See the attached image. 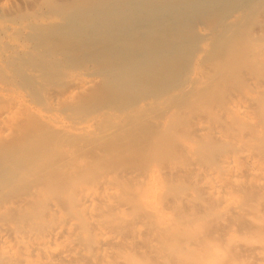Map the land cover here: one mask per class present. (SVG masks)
<instances>
[{
	"label": "bare ground",
	"instance_id": "obj_1",
	"mask_svg": "<svg viewBox=\"0 0 264 264\" xmlns=\"http://www.w3.org/2000/svg\"><path fill=\"white\" fill-rule=\"evenodd\" d=\"M68 1L46 113L0 95V264H264V0Z\"/></svg>",
	"mask_w": 264,
	"mask_h": 264
},
{
	"label": "rangeland",
	"instance_id": "obj_2",
	"mask_svg": "<svg viewBox=\"0 0 264 264\" xmlns=\"http://www.w3.org/2000/svg\"><path fill=\"white\" fill-rule=\"evenodd\" d=\"M41 1H43V0H0V95H2L1 94L2 92L3 93L5 92L3 94L4 96L2 95L5 98L6 97L12 98L14 94L16 96L18 95L20 97L23 96L21 98L23 100L25 99V101H26L25 103L31 105L33 108L37 107L35 109L43 110L46 113V109H48V106H46L45 104L49 105L48 101H47V97L49 98V96H51V93L54 91V89L51 88L52 92L50 90H47L46 94L45 93L39 94V92L36 91V88H34V86H32L31 88L29 87L30 85H32L31 81L33 82V80L27 79V76L24 73L26 71V69L35 70L36 66H34V65L39 64L42 60H41V58L34 59V60H32L31 58L28 59V57L26 55H24L23 53H21L18 50V46H22L23 48H25V50L27 52L28 51L29 52L34 51L35 48L31 44V41L34 39V34L37 32V37H38V34L43 32L42 30L45 27L44 25H48L50 27V25H53V24L57 25V24H60L63 20L68 19V18L64 19L62 17L57 18V16L59 17V13L61 10H64V12L67 13L66 15L70 16V14H73L74 8L73 9L62 8L64 6L66 7L65 1H67V0H54L56 3L54 2L53 8H52L53 11H51V15H53V18L49 19V18H47L48 17L47 14L43 15L45 13L43 10H42V12H40L39 9H37L38 7L42 6ZM75 1H77V0H75ZM75 1L69 0L68 1L69 3L67 2V7H72L71 5ZM78 1H86V0H78ZM113 1L114 0H104L103 2L106 5H113ZM131 1L133 2V0H131ZM98 3H99V5L95 4V6H94V9H93L94 11H92V12L95 14L91 13L92 17H94V16L96 17L99 14H101V13H99L98 10H99V6H101L102 3L100 1ZM68 5H70V6H68ZM58 7H61V8H58ZM168 7H169V4L167 3L166 6L163 7V10H165ZM148 8L150 9V8H152V6L148 7ZM67 9H69V10H67ZM38 13L40 15H38ZM43 16H45V17H43ZM69 16H66V17H69ZM39 18L42 20H40ZM45 18L48 20V22ZM42 21H44L43 22L44 25H42ZM65 22H66V20H65ZM68 22H69V20H67V22H66L68 25L65 23L67 25L66 27L70 32H72V30H70L71 27L69 28ZM188 27L189 26L186 25V27L184 28V30L187 29V30H185V32H187L189 30ZM31 28H32V30H31ZM184 30H183V32H184ZM26 36L27 37L29 36V37L27 38ZM32 36H33V38H32ZM60 40H61V38L59 39V41ZM15 50H16V52H15ZM31 56L32 55H29V57H31ZM77 57H78V59L74 62V64H73L74 66L78 65L79 58H83L82 56L81 57L77 56ZM22 58H24V59H22ZM27 61L32 65V67L30 66V64ZM82 61H83V59H82ZM80 63L82 64L83 62H80ZM26 64H28V65H26ZM16 65H17V67H16ZM22 70H23V72H22ZM20 71L22 72V74H19ZM35 71H31L32 72L31 78H33L39 74L37 69ZM15 78H17V79L15 80ZM20 81H21V83H20ZM26 81L28 83H26ZM57 84L59 86V87H57V88H59L58 91H60L59 93H61V91L64 90L63 88L65 85L63 84V81L60 82V80L58 81ZM17 86H19V87H17ZM28 88H30V91ZM32 88H34V89H32ZM102 91H104V90H102ZM22 92H24V93H22ZM18 93H20L21 95ZM36 93H37V96H36ZM10 95H12V96H10ZM39 96H43L44 97L43 99L45 101L42 99L41 100L42 103L41 102H34L35 98H37V97L39 98ZM29 97H31V98H29ZM92 99H93L92 97H89V99L86 101V103H84L85 106L87 107V108H84L85 110H88V108L89 109L92 108L94 110V109L102 106V104H100L99 100H95L96 102L95 101L92 102ZM39 103H41V104L44 103V104L41 105ZM90 106H91V108H90ZM79 113H80V111H79Z\"/></svg>",
	"mask_w": 264,
	"mask_h": 264
}]
</instances>
